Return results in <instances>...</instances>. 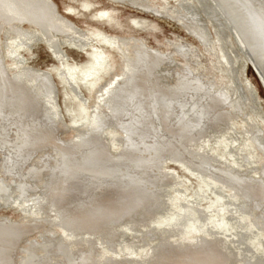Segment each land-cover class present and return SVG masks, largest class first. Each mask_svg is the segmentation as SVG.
<instances>
[{
  "label": "bare ground",
  "instance_id": "6f19581e",
  "mask_svg": "<svg viewBox=\"0 0 264 264\" xmlns=\"http://www.w3.org/2000/svg\"><path fill=\"white\" fill-rule=\"evenodd\" d=\"M114 1H128V3L130 2L132 5H138L143 8L159 6L156 4L148 5L143 0ZM197 1L201 3V0ZM208 1L213 5L216 14L221 18V22L219 21L220 29L224 33L228 30L231 35L234 36L239 46L238 49L242 52L249 64L261 74L260 76L264 85V0ZM82 5L87 9L90 2L88 0H82ZM180 8L185 11L184 14L181 12ZM153 9L156 12H165L170 16L175 14V17L181 21V24L203 44L207 41V31L205 27L195 23L192 18L188 17L189 15H185L189 14L188 12L190 10L193 11L197 9L190 0H177L176 7H164L162 5L161 8H158L160 10L157 8ZM69 10L72 12L74 9L70 7ZM112 11V9H103L98 12L99 19L102 20V23L105 21L110 22V20L114 19ZM59 13L56 6L52 4L50 0H0V147L5 148V152L3 153L4 158L0 160V164H3L0 166L1 172L4 174L9 172L8 174L10 175L13 173L15 177L20 176L23 174V168L21 169V166L25 163V157L30 150H42V147L47 144L56 148V157L60 162L61 159L69 162L70 169L68 168V170H71L67 175L62 171L63 173L61 175L63 180H58L49 188L45 186L47 189V196L49 195V197H54L55 200H60L64 195H67V192L76 190V188L73 189V187L78 184L84 188L88 187L91 193L95 191V188L118 189V193L126 201V203L123 204V208L128 214L136 212L149 216L152 211L155 210V205L157 203L156 198L159 197L160 193L159 187L162 183L166 182L165 179L163 181V178H158V174H155H161L160 167L158 166L160 158L166 154L176 156L177 152H175V149L177 146H185L191 141L199 142L204 140V133L207 129L213 128L214 131L220 123L227 125L228 121L236 117V115L232 113L234 112L232 111L233 109L231 110L232 112L229 110L230 112L228 113L220 109L221 104L227 102H225L224 99L228 100L231 95V89H229L231 85L226 86V82L221 84V81L219 85H215V87H219L218 91L210 90L200 78L188 75V66L185 65L184 68H180L174 73V82L164 87L160 83L162 79L161 76L163 75L160 76L159 67L160 64L169 60V55L146 47L143 41L137 38H125L112 35L97 27L86 33V30L83 31L74 26L72 22L63 18L60 15L61 13ZM22 22L29 23L32 26V30L21 28L20 24ZM132 23L136 27L148 26V23H146L144 19L132 18ZM3 33H10L11 35L4 37L5 40L2 41L1 35ZM55 33H66L68 37H70V41H72L71 45L79 50H84L88 55V61L82 64L70 63L66 59L64 52L58 48V44L60 43L57 37L55 38ZM37 38L43 40L53 57L58 61L60 67L54 69L56 76L63 84L62 86L66 98L71 99L73 103L71 107L69 106L70 108L67 109V111L73 120L72 126L76 128V134L72 138V142L67 144L60 141L61 139L57 136L58 128L52 124L55 115L60 117V121L62 119L61 111L58 109V103L55 101L54 108H52L47 98L48 92L52 91V93L55 94L57 90L53 80L54 78H50L48 81L46 76H42L45 75L46 72H44L45 74H41L36 69L31 68L25 63V58L23 57L22 52L27 50L32 41H35ZM7 41L8 45L5 47L6 56L4 58L7 57L8 60H5L3 59L1 44L3 43L4 45ZM219 44L220 42L216 40L215 47L219 53L216 54V59L219 64L221 63L224 66L229 63L228 54L233 55L232 52L234 51H225ZM174 50L181 55L190 51L184 44L177 45ZM110 51H115L119 56V61L121 62L120 71H115V66L110 59ZM171 52L172 51H170V53ZM185 57L186 56H184V58ZM168 71L169 70L166 72ZM105 75H110V78L108 77L109 80L103 83L101 79ZM82 87L86 88L88 91L95 87L97 89L98 104L94 106L93 110L90 112L85 106L86 103L82 93ZM70 92L73 93L72 96ZM144 97L146 100L141 102L140 100ZM200 97L207 98V104L204 107L202 106L201 112L196 113V111H193L195 107H193L192 103L199 101ZM230 102L236 105V102L231 100ZM196 104H198V102L195 103V105ZM227 104H229V101ZM135 106L137 107L136 112H140V114L137 113L139 116H142L143 113H147L152 117L150 126L153 136L149 138L152 144L150 145L151 147H148L145 151L150 153L148 156H142L144 153H141V149L138 150L132 146L133 143H139L140 146H143L141 138L145 136L139 134L137 139H132L128 131L130 128H133V126H131L130 122H124V120V124L120 121L122 125L119 126L123 131L126 130L124 138L126 142H123L122 138H117L115 132L113 135V132L111 134L109 133L112 138L109 140L113 141L112 146L118 150V153L115 155L108 150L109 148H104L107 141L102 135V127L107 122H119L122 116L130 113L131 109ZM54 109L58 112H55ZM237 109L236 106L234 110ZM177 114L180 116V123L176 122L179 119L178 117L175 121L178 125L172 126L169 122ZM163 116H165L164 121L162 122L160 120L159 122L157 118L161 119ZM124 118H126V116ZM117 122L116 125L118 124ZM253 122L254 121L250 118L247 124L245 122L246 125H244L243 131H241L256 148L264 153L263 138L259 134L261 131L264 133V127L262 130L256 129V122ZM109 126L114 128L113 123ZM134 130L138 132V128ZM231 137L232 136L228 138ZM235 137H232L228 141L224 138L221 143L224 144L223 147L230 158V162L222 157L214 158L209 156L208 153L204 152L201 148L190 153L195 158L198 157V160L201 161V164L205 168L214 172L216 175L215 179L218 177L221 181H227L226 183L229 187L237 188L242 191L243 196L241 195V197H245L248 202L254 204L260 210L261 214L257 216V213H251L252 215L249 214L245 218V216L241 215L234 208L235 206L238 207L241 205L239 200L238 204L233 202L235 205L234 207H232L231 204L230 206H228V204L226 206V202L223 203L225 201V196H221L218 191H215L214 193L217 198H220V202H215L214 205L211 200V205H206L207 207H204L206 215H209L208 217L206 216L209 225L216 228V230H212L211 233L215 232L223 235L222 238L217 237V242L215 243L211 238V233L204 228L199 217L188 219V221L183 220L184 217L182 216L185 212L187 213V210L191 213L195 211L192 205H189L187 200H183L180 194L175 198L169 196L171 197V200H169L171 205L173 206V204H176L178 209L176 211L174 210L171 216L158 218L159 225L166 221V223L161 226V228H164L163 231H168V228L176 229L182 226V228L179 229L180 234L173 233V236L179 239L182 244L187 245H191L192 242H195V237L198 233H201L200 235H203L200 237L202 243H208L214 246V248L216 246L218 252L216 251V253L212 255H205L201 251L190 249L193 250V252L187 260L175 259L174 261L156 262L155 258L158 253H155V246H151L150 249L141 252L139 255L133 252H128L125 256L114 255L112 257L115 258L116 263L228 264L230 260H234L235 256H237L235 244L233 246L234 248L231 249H229V244L230 242L234 243V241H236L235 233L237 235L240 232L239 230H243L242 233L247 235V242L251 244L252 247L254 244L253 237L249 236L251 227H249L250 224H247L249 216L252 218L255 215L264 231V164L258 169L257 173L259 174L256 173L258 175L257 178L248 177L244 172H241L242 170L239 171L237 166L239 161L238 158L241 155L239 157L236 155L237 151L235 147L237 146L233 145H235V141L239 139L236 140ZM174 139L178 141L179 144L175 143ZM92 142L98 145L94 150L88 149V146ZM143 149L144 148H142V151H144ZM242 158L246 161L245 158L247 157L242 155ZM234 159H236L237 162L234 161ZM224 161L229 165L224 163L221 164V162ZM109 162L113 163L108 164ZM239 162L241 164L242 161ZM44 163L45 162L41 160L39 163L41 164L40 166L31 164L28 169L25 167L27 169L25 176H38L39 178L40 172H48L49 165ZM54 166L57 169L61 167L66 168L61 166L60 163L58 167L57 165ZM173 177L175 178L173 175L169 178ZM166 179L168 178L166 177ZM18 180V186L20 188L24 187L21 184V177L18 178ZM43 180L46 179L43 178ZM162 188L164 187L162 186ZM199 189H201L198 190L199 192H205L204 189ZM5 190V186L0 183V193L5 192ZM197 192L194 194L198 196L202 194L199 193V195ZM17 199L20 201L22 197H18ZM24 200L22 201L23 203H21L24 210L28 212L40 210V198L34 197L29 201ZM90 200L88 199L82 202L78 206V209L81 211L86 209L89 210L91 207L89 206ZM106 208L109 209L110 205L104 207V209ZM57 209V207L55 211L52 209V216L48 215L47 217H51V220L55 221L54 225L59 226L61 230L66 233L69 227L65 228L64 225L66 226L70 217L73 216L74 208L72 210H69V208ZM75 209H77V207ZM223 212L229 214V218L234 221L231 222L234 223L233 225L225 223L228 216H225L226 214L223 216ZM27 217L30 220L25 226L36 227L41 230L43 228L42 226L47 224L44 220H36V214ZM150 220H152V218ZM3 222V220L0 221V262L11 264L12 248L18 242L19 237L24 233L21 230H17L18 228L14 225L5 226ZM152 222L153 221H151L150 224H152ZM150 224L148 226H150ZM223 224H225V226H223ZM107 233L109 237V231ZM197 239L199 238L197 237ZM66 240L69 242V246L71 247L70 251L73 255L85 254L83 251L85 247L82 243H86L87 238L81 237L78 239L74 233H67ZM34 252L33 250L32 253ZM102 254L104 255L105 253ZM33 255L34 254L27 256L23 264H40L39 258H33ZM108 260H111V258L104 259L100 261L99 264H103L104 262L107 264ZM46 261L52 262L54 260L46 259ZM55 263L57 262L55 261Z\"/></svg>",
  "mask_w": 264,
  "mask_h": 264
},
{
  "label": "rangeland",
  "instance_id": "374dc122",
  "mask_svg": "<svg viewBox=\"0 0 264 264\" xmlns=\"http://www.w3.org/2000/svg\"><path fill=\"white\" fill-rule=\"evenodd\" d=\"M50 1L56 6L57 11L61 13L59 14L63 18L68 19L79 29L83 31L86 30V33H88L87 31H92L95 27H97L112 35L125 38H137L142 40L146 47L169 55V60H167L168 64L165 61L164 63L160 64L159 67L160 76L163 75L161 76L162 79L160 80V83L164 87L167 84L174 82V73H176V71H178L180 68H184L185 65L188 66L187 74L192 77L196 76L200 78L208 86V88H210V90L218 91L219 87H215V85H219L221 81V84L226 82V86L231 85L229 88L231 89V95L228 100L224 99V101L227 102L225 104L222 103L220 109L227 113L233 109L232 111L234 112H231L235 114L236 117L228 121L227 125L220 123L217 126V129L214 131L213 128L207 129L204 133V140H201L202 142L191 141L185 146L179 145L175 149V152H177L176 156L166 154L160 158L158 166L160 167L161 174H155H158V178H163V181L165 179L166 182L162 183V185L159 187L160 193L159 197L156 198L157 203L155 205V210L152 211L151 215L149 216L136 212L128 214L123 208V204L126 203V201L120 196L118 189L110 190L105 188H95V193H91L88 187L84 188L78 184L73 187V189L76 188V190L67 192V195H64L62 198H60V200H55L54 197H49V195L47 196V189L45 186H48L49 188L50 186H53V184H55L58 180H63L61 175L63 173L62 171H64L66 175L71 171L68 170V168L70 169L69 162L64 159H61L60 162L56 157V148H53V146L47 144L42 147V150H30L28 155L25 157V165L23 164V166H21V169L23 168V174L20 176L15 177L13 173L11 175L8 174L9 172L4 174L1 172L0 168V183L6 188L5 192L0 193V221L3 220L5 226L14 225L18 228L17 230H21L24 233L19 237L18 242L12 248L11 264H23V262H25L24 259L32 254H34L33 258H39L40 264H99L100 261L110 258L111 260H108L107 264H118L116 263L115 258L112 256H125L128 252H133L134 254L139 255L141 252L150 249L151 246H155V253H158L157 257L155 258L156 262L174 261L175 259L187 260L195 249L203 252L205 255H212L213 253H216V246L214 248V246H211L208 243H202L200 237L203 235H200L201 233H198V235L195 237V242H192L191 245L182 244L179 239H176V237L173 236V233L176 234L180 232L179 229L182 228V226L176 229L168 228L167 230L169 232H164V228H161V226H163L166 221L159 225L158 218L160 219L162 217H168L169 215L171 216L174 213L173 211L178 209V206L176 204H173L172 206L169 200H171V197L175 198L178 194H180L182 195L183 200H187L189 205H192L193 209L195 210H193V213L187 210V213L185 212V214L182 216L184 217L183 220L188 221V219L199 217L201 219V223L204 225V228L207 229L209 233H211V231H215L216 228H213L211 225H209L208 219H206L209 215H206L204 207L206 205H211V200L213 201L214 205L215 202H220V198H217L216 194L214 193L215 191H218L221 196H225V201L223 203L226 202V206L227 204L228 206L231 204L232 207H234V203L238 204L240 201L241 205L238 207L235 206L234 208L241 215L245 216V218L251 213H257V216L261 214L260 210L254 204L248 202L245 197H241V195L243 196L242 191L238 190L237 188L229 187L226 183L227 181H221V179L219 180L218 177L215 179L216 175L214 172L205 168L201 164V161L198 160V157L195 158L190 153L201 148L204 150V152L208 153L209 156L214 158L222 157L225 158L226 161L230 162V158L223 147L224 144L221 143L223 142L224 138H226L228 141L232 137L236 136V140H239L235 141L236 143L233 146L238 147H235V150L237 151V157L241 155L238 158L239 161H242L241 164L238 161L237 168H239V171L242 170L241 172H244L246 175H248V177L257 178V174H259L257 173L258 169H260L262 164H264V153L256 148L254 144H252V142L247 139V136L245 134L243 135L242 132L244 125L250 121V118L256 122V129L262 130L264 127V87L253 67L238 49L239 46L234 39V36L231 35L230 31L226 30L224 33L220 29L219 21L221 22V18L216 14V10H214L213 5L208 0H201L202 4L197 0H190V2L193 3L195 7H197V9L193 11L190 10L188 12L189 14H185L189 15L188 17L192 18L195 23L205 27L207 31V41L204 42V44L181 24V21L175 17V14L171 15L172 17H175L172 18L165 12H156L153 9L161 8L162 5L164 7H176L177 0H143L148 5H159L158 7L153 6L151 8H143L138 5H132L130 2L128 3V1L119 2L114 0H88L90 5L87 7V9H85L82 5V0ZM70 7L74 9L72 12L69 10ZM103 9H112V15L114 19L110 20V22L105 21L102 23V20L99 19L98 12ZM181 12L183 14L185 13V11L182 9ZM132 18L144 19L146 20V23H148V26L136 27L132 23ZM20 26L21 28L32 30V26L29 23L22 22ZM61 34L55 33L54 36L55 38L57 37V40L60 43L58 44V48L64 52L66 59L70 63L77 64H82L88 61V55L84 52V50H79L71 45L72 41H70V37H68L66 33ZM10 35V33H3L1 35L3 40H1L4 41V37ZM216 40L220 42L219 45L223 50H230V52H232L231 50L234 51L232 52L233 55L228 54L229 63L224 66L221 63L219 64L218 60L216 59V54H219L215 47ZM178 42L180 44L186 45L190 50L189 52H186V54H183L186 56L185 58L183 55L174 50L177 45H180ZM6 45H8V41L4 45L3 43L1 44V50L3 51V59L8 60L7 57L4 58L6 56ZM170 51H172V54ZM22 53L23 57L25 58V63H27L28 66L36 69L41 74H45L44 72H46V74L42 76H46L48 81L50 78H54L53 80L56 84L57 90L55 91V94L52 93V91L48 92L47 98L52 108H54L55 101L58 103V109L61 111L62 119L60 121V117L55 115L52 124L57 126V136L59 139H61V142L66 144L72 142L71 140L76 134V128L72 126L73 120L67 109H69L73 103L71 99L66 98L62 86L63 84L56 76L54 69L56 67H60L58 65V61L53 57L52 53L43 40L38 38L35 41H32L29 48ZM110 59L115 66V71H120L121 62L119 61V56L115 51H110ZM167 70L169 71L166 72ZM108 77L110 78V75L103 76L101 82L104 83L106 80L108 81ZM96 90V87L90 91L82 87V93L85 97L86 103L85 106L89 112L93 110V107L98 104V93ZM72 94L73 93L70 92L71 96ZM145 100L146 99L144 97L140 101L144 102ZM206 100L207 98L200 97L199 101H197L198 104L195 105L197 102H193L192 105L195 107V110L193 111H196V113L201 112L202 106L204 107L207 104ZM230 100L236 102V105L230 102ZM228 101L229 104H232H227ZM236 106L238 109L234 110ZM54 110L55 112L57 111L56 109ZM136 111L137 107L135 106L131 109L130 113L126 115L124 114L126 118H124L125 116L123 115L119 122L121 121L123 123L125 120L124 122L128 121V123H131L133 128H130L128 133L131 135L132 139H137L139 134L145 136L144 138L140 137L142 139L141 142L143 146H140L139 143H136L138 145L133 143L132 146H134L135 149H141V153H144L142 156H148L150 152L145 151L148 149V147H151L150 145L152 144V141H149V138L153 136L150 126L152 117L147 113H143L142 116H139L140 112ZM178 117L179 119L176 121V118ZM164 118L165 116L161 117V119H157L159 122L160 120L163 122ZM175 121L180 123V116H178V114L169 122V124L172 126H177L178 124H176ZM116 122L117 121L107 122L102 127V135L107 141L106 145L103 143L105 145L104 148H109L108 150L115 155L118 153V150L112 146L113 141L109 140L112 139L109 133L111 134L113 132V135L115 132L117 138H122L124 142L126 132L125 129V131H123V129H121L119 126L122 125V123L120 122L119 124V122H117L118 124L116 125ZM112 123L114 128L109 126L112 125ZM136 128H138V132L134 130ZM259 134L263 138L262 140L264 143V133L261 131ZM230 136L232 137L228 138ZM174 141L175 143L179 144V142L175 139ZM88 147V149L94 150L98 147V145L95 142H92ZM142 148H144V151H142ZM4 152L5 148L0 147V160H3ZM242 155L246 156L248 159L245 158V161L242 158ZM41 160L49 165V171L40 172L41 174L39 173V178L38 176H25L28 167L31 164H37L36 166H40L41 164L39 163ZM226 161L221 162V164H228ZM234 161L237 162L236 159H234ZM59 163L61 166L66 168L61 167L60 169H57L54 165H57L58 167ZM112 163L113 162H109L108 164ZM172 175L175 176V178H169L172 177ZM20 177L22 179L21 184L24 186L21 188L18 186V178ZM166 177L168 179H166ZM43 178L46 180H43ZM162 186L164 188H162ZM199 188L205 190V192H203L204 194L201 191H198L201 190ZM195 192L198 194L202 193L199 195H203L204 197L202 196V198L197 194H194ZM18 197H22V199L19 201L17 199ZM34 197L41 199L39 204L40 210L35 212H28L27 210H24L21 206V203H23L22 201L24 199L29 201ZM88 199H91L89 202V206H91L89 210H79L78 206ZM109 205V209H104V207ZM56 207L58 209L69 208V210L74 208L73 216L70 217L67 225H64L65 228L69 227L66 233H64L59 226L54 225L55 221L51 220V217H47L48 215L52 216L53 211L51 210L53 209L55 211ZM76 207L77 209H75ZM32 214H36V220H44L47 223L42 226L43 228L41 227V230L36 227L25 226L30 220L27 216H31ZM222 215L228 216L229 214L223 212ZM150 217L152 220H150ZM151 221H153L152 224H150ZM231 222L234 221L228 216L225 223L233 225L234 223ZM149 224L150 226H148ZM247 224H250L249 227H251V230L249 232V236L253 237L254 244L251 247V244H248L247 242V235L242 233L243 230L237 229L240 232L237 235L235 233L236 241H234V243L230 242L229 244V249L234 248L233 246L235 244L237 256H235L234 260H230L228 264H264V231L262 225L256 219L255 215L252 218L249 216ZM223 226H225V224H223ZM108 231L110 234L109 237L107 233ZM67 233H74L78 239L81 237L87 238L88 243H82L85 247L83 250L85 254L73 255V253H71V247L69 246V242L66 240ZM197 237L199 239H197ZM217 237L222 238L223 235L215 232L211 233V238L213 241H215V243L217 242ZM33 250L35 251L34 253H32ZM102 253L105 254L103 255ZM46 259H51L54 261H46ZM55 261L57 263H55ZM0 264L4 263L0 262ZM103 264H106V262ZM132 264L135 263L133 262Z\"/></svg>",
  "mask_w": 264,
  "mask_h": 264
},
{
  "label": "water",
  "instance_id": "95a60500",
  "mask_svg": "<svg viewBox=\"0 0 264 264\" xmlns=\"http://www.w3.org/2000/svg\"><path fill=\"white\" fill-rule=\"evenodd\" d=\"M252 66V65H251ZM253 67V66H252ZM253 69H254V71L256 72V74H257V76L259 77V79H260V81H261V83H262V85H263V81H262V78H261V74H259L258 72H257V70L253 67ZM263 87H264V85H263Z\"/></svg>",
  "mask_w": 264,
  "mask_h": 264
}]
</instances>
